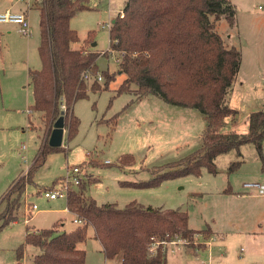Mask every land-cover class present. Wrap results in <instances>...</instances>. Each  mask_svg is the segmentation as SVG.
<instances>
[{
    "label": "rangeland",
    "instance_id": "1",
    "mask_svg": "<svg viewBox=\"0 0 264 264\" xmlns=\"http://www.w3.org/2000/svg\"><path fill=\"white\" fill-rule=\"evenodd\" d=\"M126 1L83 0L86 7L71 19L70 26L80 37L72 46H87L100 53L107 51V55L98 59L99 75L108 71L115 80L108 89L90 90L88 97L74 104V113L80 120L76 136L68 140L65 126L61 149L49 153L45 163L34 172V182L27 185L21 197L17 220L7 225H4L2 214L8 200L3 197L14 181L28 172L46 130L41 113H30L34 95L29 70L41 66L38 50L41 9L35 6L40 0L27 11L31 23L29 36L22 34L14 23H0V264H30L31 256L38 253V248L25 245L24 256L18 251L25 244L27 229L40 231L58 224L62 231L64 226L66 230L76 226L74 214L62 211L67 207V198L50 200L41 194L43 189L57 188L68 168L74 166H82L87 174L83 180L84 192L99 205L113 203L124 208L136 201L143 206L181 209L188 213L192 229L209 231L210 235L207 227L222 221V213L228 207L221 202L223 195L218 190L226 188L230 178L234 179L237 174V170L228 172L230 164L239 158L235 157V151L218 157L217 173L204 167L199 176L167 179L155 187L125 184L148 181L155 177L158 168L180 161L200 149L206 124L204 115L197 109L169 104L154 94L123 110L135 96L130 92L117 93L125 77L120 70L122 54L110 50V27L105 25L115 14L118 17ZM233 3L243 33L249 20L248 30L258 25L255 28L257 34H250L249 43L257 42L256 50L262 53L259 59H264V0H233ZM8 10H27V3L24 0H0V13ZM94 42L97 45L93 46ZM243 51L250 53L252 49ZM104 81L103 77L99 82ZM134 88L137 87L132 84ZM260 93L264 97L263 82ZM122 158H126L127 163L125 159L121 162ZM248 175H237L236 183L243 185L256 181ZM72 189L78 190L79 186H72ZM32 204H36L37 209H33ZM91 235L92 228L87 241L80 245L87 252L86 264H119L105 261L100 242ZM210 235H195L194 244L187 239L180 251H170L169 247L168 263L199 264L213 254V264H264V244H254L252 237L229 235L224 244L209 248Z\"/></svg>",
    "mask_w": 264,
    "mask_h": 264
},
{
    "label": "trees",
    "instance_id": "2",
    "mask_svg": "<svg viewBox=\"0 0 264 264\" xmlns=\"http://www.w3.org/2000/svg\"><path fill=\"white\" fill-rule=\"evenodd\" d=\"M41 42L40 69H30L34 103L30 111L41 113L46 125L44 137L26 175H21L5 193L8 203L2 214L4 225L17 220L21 197L27 185L34 182V172L45 163L49 153L60 147L49 144L54 122L65 117L67 139H73L80 125L74 104L88 97L90 90L109 88L115 76L102 71L100 83L98 59L107 55L87 46L74 48L79 34L70 26L71 19L86 6L83 0H40ZM237 7L231 0H127L123 11L110 28V50L122 52L120 70L126 75L117 93L130 92L136 99L149 94L161 97L169 104L200 111L206 120L203 145L186 158L158 168L155 177L139 187H155L164 180L187 175H201L205 167L217 173L216 159L232 150L253 143L262 159L264 170V110L250 114L247 133L223 132L227 117H235L229 97L241 69L242 52L228 47L217 30L225 18L236 21ZM108 50V51H110ZM88 75L89 79H85ZM132 84L137 88L132 89ZM134 99L123 108L127 109ZM65 106V109L62 106ZM118 114L115 115V123ZM126 158H122L123 162ZM131 160V158H130ZM127 163V162H126ZM241 160L230 164L228 172L236 171ZM71 189L67 209L82 221L72 231L52 228L33 233L27 229L25 245L39 249L31 264H86L87 252L78 244L88 239L93 228L95 239L103 247L105 258H120L122 264H168L164 246L152 250L157 241L185 238L194 244L196 234L210 235L189 227V215L181 209L143 206L136 201L124 208L113 203L99 205L84 192Z\"/></svg>",
    "mask_w": 264,
    "mask_h": 264
},
{
    "label": "crops",
    "instance_id": "3",
    "mask_svg": "<svg viewBox=\"0 0 264 264\" xmlns=\"http://www.w3.org/2000/svg\"><path fill=\"white\" fill-rule=\"evenodd\" d=\"M231 1L233 2V0ZM120 10L123 11V9H120ZM115 15L111 19L112 23L116 19ZM238 17L239 16L237 14L236 21L233 25H231L225 18L221 19L217 23V30L222 35L225 41V44L228 47H236L240 49L242 52L241 69L236 77L235 83L233 85V88H232V91L229 97L230 107L236 109L238 113L235 117L229 116L226 118L222 131L223 132L235 131L239 133H247L249 130L250 114L253 111L262 110L264 108V107H261L264 105V97L260 93V86L262 85V82H263L262 76L264 74V59L262 58L259 59V56H261L262 53H259L256 50V48H258L257 42L255 44L253 43L252 45L249 43L250 34L251 33L257 34V31L255 30V28H258V25L248 30V26L250 24V20H249L248 24L246 25V31L243 33L242 32L243 25H239ZM40 42H41V39H40ZM246 49L248 51L252 49V51H250V53L249 52L245 53L243 50H246ZM253 49L255 50V52H253L254 51ZM247 55L249 56L248 58L246 57ZM253 59L255 60V62L250 63ZM259 63H261L260 66H259ZM41 67H42V62H41V66L39 67V69ZM121 75H125V74L122 73ZM125 78H126V75L124 79ZM143 98H145V96L142 97L141 99H136V97H134V102L132 103V105L136 104L137 102H140L141 100H143ZM32 112L33 111H30V113ZM205 127H206V124H205ZM202 144H203V141H202ZM249 145H253V146H249ZM233 151L235 150H232L230 152L232 153ZM240 151H241V155H239L237 151L233 152L235 153V157L238 156L239 157L238 160H241V165L236 171L237 174H235L236 176H234V179L230 178V184L226 188L223 187L218 190L219 193L223 195L221 198V202L224 205L226 204L229 209L227 208L225 212L222 213L221 222H217V224H214L213 226L207 225L209 226L207 228H209L211 232L210 239H211L212 246H215L218 244H224V241L229 235L230 236L246 235L254 239V244H264V195L258 194L255 190L246 189L244 187V184L238 185L236 183L237 175H241L242 173L244 175L250 174L248 176L253 177L255 178L256 181L264 184V170H263L262 159L256 149V146L253 143L252 144L247 143V144L242 145L240 148ZM62 211L67 212L69 210L67 209V207H64ZM75 219H77V216L74 214L73 222L76 224V226L71 227L68 230H66L64 226L62 227L61 230L62 231L63 230L72 231L82 224L80 222H75ZM62 225H64V223H62ZM247 225H249L250 227L244 229L245 227L243 226H247ZM189 227H190V224H189ZM90 229L91 227L89 228L88 232L90 231ZM36 232H39V231H33V233H36ZM91 237L95 239L93 228H92ZM97 241L100 242L99 240ZM81 244L82 243L78 244L80 248H81L80 246ZM100 245L102 247L101 243ZM102 250H103V247H102ZM38 253H39V249H38ZM36 254L37 253L32 254L30 264L32 263L34 256ZM21 255L24 256V250L21 253ZM212 260L213 262L215 260V257L213 256V254H212ZM105 261L106 262L115 261L119 264H122V261L120 258H114V259L105 258Z\"/></svg>",
    "mask_w": 264,
    "mask_h": 264
},
{
    "label": "built area",
    "instance_id": "4",
    "mask_svg": "<svg viewBox=\"0 0 264 264\" xmlns=\"http://www.w3.org/2000/svg\"><path fill=\"white\" fill-rule=\"evenodd\" d=\"M24 1L27 3V10H22L20 12H12L8 10L4 13H0V23H3V22L14 23L19 26V30L22 34L29 36L31 34V23H30L27 11L33 7V5L35 4L37 0H24ZM260 8L262 7L260 6ZM105 26H108L111 28L112 22L107 23ZM119 53H121L123 57V53L122 52H119ZM85 79L87 80L89 79L88 75H85ZM98 80L99 81L103 80V76L99 75ZM262 81L264 83V75L262 76ZM62 107L65 109L64 105ZM262 110H264V108ZM263 150H264V143H263ZM86 177H87V174L84 173L82 166H74L72 168H68L66 176L62 178V180L59 182L60 185L57 188L43 189L41 194H43L44 197L50 200H55L58 198H67L68 192L69 190L72 189V186H79L81 182H83L84 178ZM244 187L248 190H255L258 194L264 195V184L261 182H258V181L245 182ZM32 208L37 209V205L32 204ZM75 222L82 223L80 219H75ZM186 243H187V240L185 238H176V237L172 238V240L170 241L157 240L153 244L152 250H155L158 246L162 245L164 246V250L168 254V250L173 251V252L182 250L183 246ZM207 244L209 245L207 246L209 248L212 246L211 239H209ZM199 264H213L212 254H210L208 260H201Z\"/></svg>",
    "mask_w": 264,
    "mask_h": 264
},
{
    "label": "water",
    "instance_id": "5",
    "mask_svg": "<svg viewBox=\"0 0 264 264\" xmlns=\"http://www.w3.org/2000/svg\"><path fill=\"white\" fill-rule=\"evenodd\" d=\"M115 22V20H114ZM113 22V23H114ZM96 45V42L93 43ZM65 117L60 116L53 124L52 131L49 136V144L53 147H60L63 144L64 134H65Z\"/></svg>",
    "mask_w": 264,
    "mask_h": 264
}]
</instances>
